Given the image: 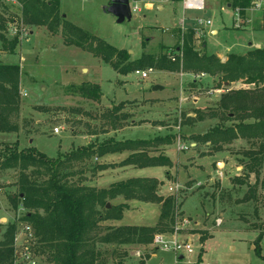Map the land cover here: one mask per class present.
<instances>
[{"label":"rangeland","instance_id":"1","mask_svg":"<svg viewBox=\"0 0 264 264\" xmlns=\"http://www.w3.org/2000/svg\"><path fill=\"white\" fill-rule=\"evenodd\" d=\"M108 2L60 0L58 15L63 13L69 24L117 50L126 51L129 62L140 58L154 61L139 70L152 69L147 79L142 80L135 72L118 74L99 58L72 45L62 35L61 28L51 33L45 27L23 23L24 32L17 36L1 32L6 45L0 42V51H5L4 47L10 43L15 46L14 54H0V64L17 65L21 73L18 148L32 147L48 158L65 162V155L84 147L86 134H92L90 131H97L98 135L104 133L101 130L105 127L109 131L107 120L111 105H121L126 118V122L120 124L125 131L123 138L146 141L148 144L138 146L136 151L148 157H159V161L168 159V166L124 168L122 162L130 156L126 151L129 156L122 161L121 156L117 158L120 170L103 174L97 180V188L107 191L113 184L112 187L131 180L151 179L159 184L157 195L164 199L171 197L178 208L174 212L173 226L154 232L150 244L130 245L125 251L120 249L111 257H102L98 264H114L128 248L133 251L129 264L144 260L143 264H264L253 251L259 235L264 236V154L256 156L262 160L257 178L245 168L247 153L264 149V136L249 139L245 138L250 136L248 130L234 129L238 124L257 123L245 110L264 105V100H255L258 91L254 86H244L242 81L228 85L221 82L219 75L196 78L200 74L169 72L181 59L177 51L182 44V34L196 28L198 20L212 22V27L198 29L199 36L193 38V48L199 55H214L224 62L231 54L242 56L264 49V13L251 10L249 5L242 7V22L235 28V12L226 9L221 1H207L204 12H183L181 0H142L141 12L133 13L130 22L119 25L105 10ZM182 19H185L184 27L180 23ZM213 29L217 30V35L211 34ZM18 55L23 59L21 62ZM172 55L175 63L170 60ZM161 58L165 61L160 65L168 67V71L156 69L154 64ZM81 85L97 86L102 94L101 103L94 106L72 93V87ZM157 86L162 87V91L153 92ZM236 94L248 99H228ZM222 97L225 98L221 101ZM241 107L245 109H234ZM102 116L106 119H100ZM54 129L58 130L57 134ZM115 138L113 135L112 139ZM106 139L109 136L100 137L99 141ZM166 140L170 142L168 148L162 142ZM13 142V135H0V143ZM2 150L0 146V154ZM95 159L71 163L60 174L77 173L71 180L77 182L79 177L89 180L90 174L84 175V172L96 164L105 165L110 161L105 166H115L113 159ZM235 179L242 180L244 185L234 184ZM18 180V170L0 171V242L4 240L7 226L14 224V252L28 245L22 232L26 224L20 220L27 211L21 206L14 209L9 203V198L18 193ZM35 180L44 181L46 176H37ZM175 184L182 188L169 192ZM252 187L254 194L248 191ZM115 202L112 205H117ZM123 213L124 227L154 228L160 205L132 202L131 208ZM105 229L98 230L100 236L107 232ZM175 229H178V243L191 242V253H173L153 245L156 235L170 239ZM261 240L258 247L264 257V238ZM97 247L100 251L107 249ZM155 252L156 256L152 257ZM36 259L40 264H48L39 255Z\"/></svg>","mask_w":264,"mask_h":264},{"label":"trees","instance_id":"2","mask_svg":"<svg viewBox=\"0 0 264 264\" xmlns=\"http://www.w3.org/2000/svg\"><path fill=\"white\" fill-rule=\"evenodd\" d=\"M238 5L241 8L246 7L248 1H243ZM58 8L57 0L47 3L41 0H23L22 22L26 25L45 27L51 33L57 32L61 28L62 35L72 45L99 58L121 75L139 71L154 63V61L145 58L129 62L130 57L126 51L117 50L69 24L64 16L59 17ZM2 11L4 14H9V10L6 8H3ZM4 23L3 17L0 16V42L3 44L5 39L4 36H1V32L4 30ZM193 38L192 31L182 34V44L178 49L181 59L179 62L177 61L176 65L169 68V72L205 74L210 77L219 75L221 82L228 85L242 81L244 86H254L258 91L254 97L255 100H260V98L264 100V49L249 51L242 56L231 54L224 62H221L214 55H199L193 48ZM14 46L15 43H10L7 48L12 50ZM164 61L161 58L159 62L155 63L156 69L168 71V67L160 65ZM20 76L21 73L17 65L0 64V134H16L18 131ZM71 90L79 98L86 99L93 104L99 103L101 98L100 90L95 85H81L77 88L72 87ZM240 95L236 94L228 99L230 101L248 99L247 96ZM224 98L222 97L221 101ZM234 109L240 111L245 108ZM120 111L121 105H118L114 106L108 114L107 126L109 130L114 131L120 128V124L126 121ZM245 112L248 117L256 119L257 123L249 126L238 124L234 129H245L250 132V136H241L240 138L261 139L264 136V105L250 107ZM100 119L106 118L102 116ZM103 125L105 127L106 124L103 123ZM106 130L105 127L101 131ZM258 130L263 133H254ZM89 133H97V131ZM162 142L166 146L170 145L168 140ZM147 144L146 141L116 142L109 138L98 145L89 143L85 147L77 148L69 155H65L66 161L62 162L58 158H48L34 148L20 150L18 141L11 144L0 143V146L3 147L0 154V171L18 170L19 172L18 193L9 198V203L14 209L21 206L27 211L20 220L31 228L32 239L29 250L35 256L39 255L42 259L44 258L43 260L48 264H98L99 259L111 257L117 250L125 251V247L133 244H150L154 232H163L173 226L174 212L178 206L171 197L164 199L157 195L159 184L155 180H131L104 191L84 185V177H79L77 182L71 181L77 173L60 174L61 170L66 169L71 163H81L94 155L104 156L125 151H129L130 156L122 162L123 166L167 167L168 159L159 161V157H148L136 151L138 146ZM262 154H264V149L248 152L246 155L248 163L245 168L249 173L254 174L255 178L258 176V168L262 163V160L256 156ZM103 168L100 166L98 171ZM29 169L31 170L28 171ZM44 175L46 180L41 182L35 180V177ZM31 176L34 179H31ZM234 184L244 185L243 181L239 179H235ZM248 191L250 194L255 192L253 187ZM117 196L122 197L124 201L157 202L160 205V214L156 226L154 228L105 226L104 222L106 221L121 220L123 212L128 209L125 204L117 206L109 204V201ZM107 204L109 208L106 207ZM101 227L106 228L107 232L100 236L98 230L100 231ZM15 235V225H8L3 234L4 240L0 242V264H13L15 252L12 245ZM262 238L264 236L259 235L253 251L260 259L264 260L258 247ZM98 245L107 249L102 248L100 251ZM127 257L126 251L122 258L114 261V264H124ZM139 264H143V262L140 261Z\"/></svg>","mask_w":264,"mask_h":264},{"label":"built area","instance_id":"3","mask_svg":"<svg viewBox=\"0 0 264 264\" xmlns=\"http://www.w3.org/2000/svg\"><path fill=\"white\" fill-rule=\"evenodd\" d=\"M22 1L23 0H0V16L4 19V30L3 32L8 33L10 36H17L20 32H24L23 29V22L21 17L22 11ZM44 3H47L51 0H41ZM89 1V0H83ZM169 1V0H168ZM209 0H181L182 11L183 12H204L206 9V4ZM214 1H221L226 4V9H229L235 12V18L233 19L235 24V28H239L241 25V18H242V8L238 5L243 1H248V5L251 10L259 13H264V0H214ZM238 3V4H235ZM129 8L131 15L133 13H140V8L142 7V0H128ZM247 5V6H248ZM6 8L9 11V14H4L2 9ZM181 26L184 27L185 19L180 21ZM196 28L188 29L189 31L193 32V36H199L198 29L210 28L212 27V22L210 20H198L195 24ZM177 55L181 57L179 51H177ZM172 62L175 61V57L172 55L170 57ZM152 72V69H147L145 71H136L135 73L140 76L142 80L147 79L148 75ZM55 134L58 133L57 129L53 131ZM182 188V185L175 184L174 188H169V192H176ZM177 231L175 229L174 236H171L168 239L164 235H156L153 238V245L155 247L161 246L164 249L172 251L173 253H179L184 251L186 253L192 252L191 242L190 241H183L178 243L177 240ZM22 232L26 235V245L24 249L20 252H15V258L13 264H40L36 256L29 250L30 241L32 239V232L31 228L26 224L22 228Z\"/></svg>","mask_w":264,"mask_h":264},{"label":"crops","instance_id":"4","mask_svg":"<svg viewBox=\"0 0 264 264\" xmlns=\"http://www.w3.org/2000/svg\"><path fill=\"white\" fill-rule=\"evenodd\" d=\"M89 1H91V0H89ZM59 2H60V0H59ZM85 2H87V1H85ZM84 3V2H83ZM61 10V9H60ZM159 10H160V8H159ZM62 16H64V19L66 20V16L65 15H63V13H62ZM67 21V20H66ZM70 23V22H69ZM72 24V23H71ZM74 25V24H73ZM217 30H215V29H213L212 31H211V34L212 35H217ZM4 49H5V51H0V54L1 55H4L5 53L6 54H8V55H11V54H14V48L12 49V50H9L8 48H6V47H4ZM122 50V49H121ZM19 56V62H21L23 59H22V57H21V55H18ZM132 60V59H131ZM133 61V60H132ZM178 74H188V75H192V74H190V73H178ZM201 77H205V74H200V75H196V78H201ZM192 83H196V81H193ZM101 99H102V94H101V98H100V101H99V103H101ZM123 101H125V100H123ZM114 102V101H113ZM120 102H122V101H120ZM119 102V103H120ZM99 103H97V104H94V106H97ZM111 106H117V105H111ZM120 114H125L124 112H123V110L122 111H120ZM124 122H126V121H124ZM142 126V125H141ZM141 126H132L131 128H133V127H141ZM146 126H148V124H146ZM151 127V126H150ZM152 128V127H151ZM130 129V128H129ZM123 130L124 129H122V128H118V129H116V130H109V131H103L104 133L102 134V135H98V134H96V133H92L90 136L88 135V134H86L87 136H86V138L85 137H79V138H81V139H84L85 138V145H83L84 147L85 146H87L89 143H93V144H99V143H101L102 141H99V138L101 137H104V136H109V138H113V135L116 137L115 138V140H116V142H124V140L125 141H137V140H128V139H125V137L123 138V136L124 135H122V134H124V132H123ZM121 132H123V133H121ZM128 132V131H127ZM121 133V134H120ZM111 134H113V135H111ZM0 135H13V137L15 138V141H18V139H19V137L17 136V133L16 134H0ZM15 135V136H14ZM21 136V135H20ZM97 136H98V139H97ZM22 137V136H21ZM78 138V137H77ZM29 140H31L32 141V139H29ZM28 140V141H29ZM28 141H27V144H28ZM18 143H19V141H18ZM29 143H31V142H29ZM84 144V143H83ZM29 145V144H28ZM27 148H32V147H27L26 146V148H23V149H27ZM167 148H168V146H167ZM20 149V148H19ZM20 150H22V148L20 149ZM126 152V151H125ZM125 152H122V153H114V154H106V155H104V156H98V155H94V156H92L93 158H96L95 160H97L98 158L99 159H101V158H103L104 157V161L105 160H114V163H115V166L112 168V166H105V165H107L109 162H107V164H105V165H99V164H96V165H94V166H92L88 171H86V172H84V175H85V173L86 174H90V179L89 180H87L86 179V177H84V185H86V186H88V187H92V188H96V189H99V190H105V189H100V188H97V186H96V184H97V180L103 175V174H105V173H116L117 172V170H120V167L121 166H119V163H120V160L118 161V157L119 156H121L122 157V159H121V161L124 159V158H126L127 156H129L127 153H125ZM118 155V156H117ZM114 156H117L116 158H113ZM150 156H153V155H150ZM91 157V158H92ZM220 164H217V166H219ZM221 165H223V164H221ZM100 166H105L104 168H103V170H101V171H98V169H99V167ZM136 168V167H133V166H124V168ZM220 173V172H219ZM222 174V173H221ZM83 175V176H84ZM114 185V184H113ZM113 185H111L110 186V188L113 186ZM109 188V189H110ZM113 201H116L117 202V205H119V204H125V205H127L128 206V210L131 208V203L132 202H134V204L135 203H138V204H140V202L139 201H136V200H129V201H124L123 200V198L122 197H120V196H117L116 198H114V199H112L111 201H109L110 203L109 204H113L112 202ZM115 202V203H116ZM117 205H113V206H117ZM128 210H126V211H128ZM124 214V213H123ZM123 214H122V217H123ZM104 225L105 226H111V227H113V226H116V227H124V226H126V225H124V224H122V219L121 220H118V221H106V222H104ZM128 253V257L125 259V261H124V264H129V261H130V259H131V254H133V251H130V249L128 248L127 250H126ZM156 256V252L154 253V255H152V257H155ZM128 259V260H127ZM180 260H182V259H180ZM145 262V260L143 261V263ZM137 264H139V263H137Z\"/></svg>","mask_w":264,"mask_h":264},{"label":"water","instance_id":"5","mask_svg":"<svg viewBox=\"0 0 264 264\" xmlns=\"http://www.w3.org/2000/svg\"><path fill=\"white\" fill-rule=\"evenodd\" d=\"M105 10L115 19L116 24L120 25L124 22H130L132 19L128 0H109L108 6ZM152 91H162V87H154ZM106 207L109 208V205H107ZM180 259L182 258L180 257Z\"/></svg>","mask_w":264,"mask_h":264}]
</instances>
